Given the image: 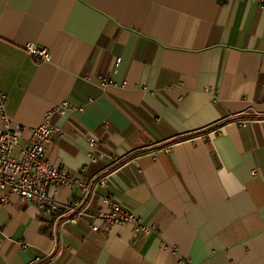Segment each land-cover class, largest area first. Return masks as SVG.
Returning a JSON list of instances; mask_svg holds the SVG:
<instances>
[{"label":"crops","instance_id":"crops-1","mask_svg":"<svg viewBox=\"0 0 264 264\" xmlns=\"http://www.w3.org/2000/svg\"><path fill=\"white\" fill-rule=\"evenodd\" d=\"M0 91L24 127L19 148L68 102L46 157L106 178L90 215L112 194L155 229L95 233L91 216L63 223L12 197L0 205V264H264V6L0 0ZM91 137L117 159L89 164Z\"/></svg>","mask_w":264,"mask_h":264},{"label":"built area","instance_id":"built-area-1","mask_svg":"<svg viewBox=\"0 0 264 264\" xmlns=\"http://www.w3.org/2000/svg\"><path fill=\"white\" fill-rule=\"evenodd\" d=\"M251 1L264 6V0ZM25 50L34 57H40L42 61H48L50 58L45 48L33 43H27ZM101 83L105 85L106 81L102 78ZM6 103L7 94L0 91V205H6L12 197H16L33 204L41 214L57 215L63 223L69 224L91 216L95 222L91 223L89 228L95 233L109 234L115 227L124 225H133L145 235L155 231L152 225L143 222L124 208L112 194L100 197L96 212L90 215L89 209L97 196V187L107 186L106 178L101 176L90 179L85 174L86 167L74 173L54 165L46 157V148L52 137L61 133V129L54 126L51 119L55 114H64L70 110L68 102L49 111L42 123L31 127L30 137L22 148H19V142L23 138L24 127L13 123L6 113ZM241 124L245 125V121ZM89 147V164L100 161L114 162L117 159L114 154L103 151L102 142L95 137L90 138ZM18 148L19 155L14 157L13 153ZM50 188H53L52 192ZM62 188L77 189L80 196L71 202H60L56 196ZM42 260L43 258L37 257L29 264H39ZM49 260L52 261V257ZM186 262L180 260L177 264Z\"/></svg>","mask_w":264,"mask_h":264}]
</instances>
